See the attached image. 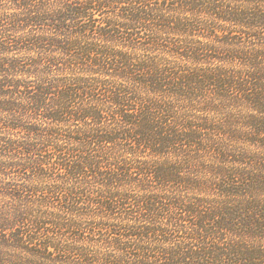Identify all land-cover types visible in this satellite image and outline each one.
<instances>
[{"label": "trees", "instance_id": "trees-1", "mask_svg": "<svg viewBox=\"0 0 264 264\" xmlns=\"http://www.w3.org/2000/svg\"><path fill=\"white\" fill-rule=\"evenodd\" d=\"M0 264H264V0H0Z\"/></svg>", "mask_w": 264, "mask_h": 264}]
</instances>
